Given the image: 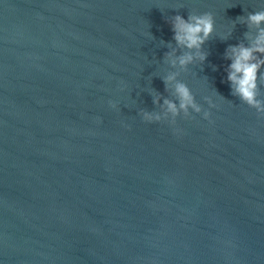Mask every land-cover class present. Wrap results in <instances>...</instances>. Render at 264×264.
Returning <instances> with one entry per match:
<instances>
[{
	"label": "water",
	"instance_id": "obj_1",
	"mask_svg": "<svg viewBox=\"0 0 264 264\" xmlns=\"http://www.w3.org/2000/svg\"><path fill=\"white\" fill-rule=\"evenodd\" d=\"M262 9L0 0V264H264V117L231 94L225 59ZM204 12L206 59L170 67L168 21ZM172 73L201 114L144 123Z\"/></svg>",
	"mask_w": 264,
	"mask_h": 264
},
{
	"label": "clouds",
	"instance_id": "obj_2",
	"mask_svg": "<svg viewBox=\"0 0 264 264\" xmlns=\"http://www.w3.org/2000/svg\"><path fill=\"white\" fill-rule=\"evenodd\" d=\"M238 19L242 23L245 22L242 17ZM168 22L174 34L172 40L176 44V49L166 52L164 56L170 67L186 70L195 61L203 63L206 54L201 51L202 46L214 32L215 21L212 13H189L187 19L174 15ZM261 25H264V9L249 13L246 26L249 29H256L255 38L250 40L247 47L243 44L230 46L226 50L225 59L230 61L226 75L231 94L237 97L240 103L253 109L258 116L264 117V99L260 98V89L264 88V72H260L261 66H264V27ZM246 38H248L247 34ZM177 49L183 51L176 55ZM163 83L165 91H169V85L173 84L171 92L174 99L165 98L161 104L160 97L154 96L153 105L159 106L161 111H140L138 115L144 123L167 122L170 126H174L178 117L187 120L192 118V114H201L202 108L196 102L191 89L184 82L176 79V73L164 77ZM204 103L209 108L216 107L207 97L204 98ZM109 106L116 108V104L111 101ZM209 116L208 111H203L204 120H208Z\"/></svg>",
	"mask_w": 264,
	"mask_h": 264
}]
</instances>
